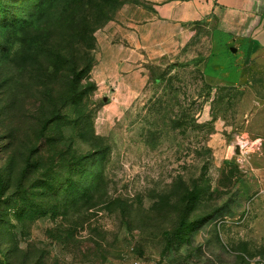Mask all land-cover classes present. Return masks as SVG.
<instances>
[{
  "label": "rangeland",
  "instance_id": "rangeland-1",
  "mask_svg": "<svg viewBox=\"0 0 264 264\" xmlns=\"http://www.w3.org/2000/svg\"><path fill=\"white\" fill-rule=\"evenodd\" d=\"M128 3L147 6L0 0L1 262L264 264V63L210 21L180 59L117 74L97 33ZM87 54L96 89L72 95Z\"/></svg>",
  "mask_w": 264,
  "mask_h": 264
},
{
  "label": "crops",
  "instance_id": "crops-1",
  "mask_svg": "<svg viewBox=\"0 0 264 264\" xmlns=\"http://www.w3.org/2000/svg\"><path fill=\"white\" fill-rule=\"evenodd\" d=\"M145 1L147 6L125 4L118 17L97 33L98 63L120 75L131 77L136 72L142 77L144 62L180 59L198 28L210 21L224 50L250 51L264 63V0Z\"/></svg>",
  "mask_w": 264,
  "mask_h": 264
},
{
  "label": "trees",
  "instance_id": "trees-1",
  "mask_svg": "<svg viewBox=\"0 0 264 264\" xmlns=\"http://www.w3.org/2000/svg\"><path fill=\"white\" fill-rule=\"evenodd\" d=\"M24 26V22H19V20L17 19H13L11 22L8 21L6 22L5 24V27H8V28H13L15 31L14 32H17L16 30H19L20 27ZM87 59V64H85V66L83 68H78L77 65H75L73 67V78L71 80V89H70V94L72 95H76L80 86L82 85V82L88 84L90 88H87L85 87V89H89V91H94L96 89V86L94 84H92L90 82L91 80V77H90V72H91V68H92V60H90V56L89 54L86 55ZM89 58V59H88ZM161 80H156V84H160ZM49 123V121H47L44 125V129L47 127V124ZM177 127H182L183 125L181 123H177L176 124ZM193 125L194 127H198V124L197 122L194 120L193 121ZM28 164L31 163V160L28 159ZM3 183V179L1 178L0 176V189H1V185ZM1 194V193H0ZM1 197V195H0ZM1 201V199H0ZM1 204V203H0ZM190 227L189 224H183L180 231L178 232V235L181 237V238H184V236L182 235V233L184 232V229L185 231ZM0 264H3L0 260Z\"/></svg>",
  "mask_w": 264,
  "mask_h": 264
},
{
  "label": "built area",
  "instance_id": "built-area-1",
  "mask_svg": "<svg viewBox=\"0 0 264 264\" xmlns=\"http://www.w3.org/2000/svg\"><path fill=\"white\" fill-rule=\"evenodd\" d=\"M236 146L239 150L240 155H243L245 152H248L249 149H259L260 141H249L247 138L242 137L239 139Z\"/></svg>",
  "mask_w": 264,
  "mask_h": 264
},
{
  "label": "water",
  "instance_id": "water-1",
  "mask_svg": "<svg viewBox=\"0 0 264 264\" xmlns=\"http://www.w3.org/2000/svg\"><path fill=\"white\" fill-rule=\"evenodd\" d=\"M231 51H232V52H236L237 50H236V48H232V49H231ZM236 149H237V151H236V152H237V153H239V150H238V148H236Z\"/></svg>",
  "mask_w": 264,
  "mask_h": 264
}]
</instances>
